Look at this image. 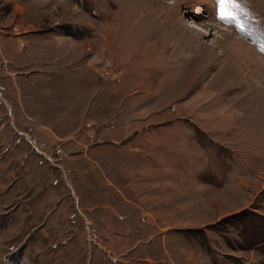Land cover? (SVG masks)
Returning <instances> with one entry per match:
<instances>
[{
  "label": "rangeland",
  "instance_id": "374dc122",
  "mask_svg": "<svg viewBox=\"0 0 264 264\" xmlns=\"http://www.w3.org/2000/svg\"><path fill=\"white\" fill-rule=\"evenodd\" d=\"M239 2L244 31L216 0H0V264H264V0Z\"/></svg>",
  "mask_w": 264,
  "mask_h": 264
},
{
  "label": "snow or ice",
  "instance_id": "6c2138e0",
  "mask_svg": "<svg viewBox=\"0 0 264 264\" xmlns=\"http://www.w3.org/2000/svg\"><path fill=\"white\" fill-rule=\"evenodd\" d=\"M216 4L218 20L233 25L238 31L245 30L247 13L239 0H216ZM261 50L264 51V48Z\"/></svg>",
  "mask_w": 264,
  "mask_h": 264
},
{
  "label": "bare ground",
  "instance_id": "6f19581e",
  "mask_svg": "<svg viewBox=\"0 0 264 264\" xmlns=\"http://www.w3.org/2000/svg\"><path fill=\"white\" fill-rule=\"evenodd\" d=\"M190 26H193V25H190Z\"/></svg>",
  "mask_w": 264,
  "mask_h": 264
}]
</instances>
